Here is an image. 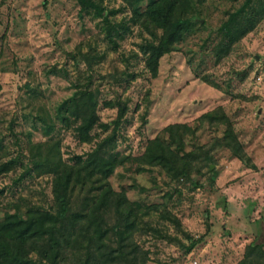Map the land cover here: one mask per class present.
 Segmentation results:
<instances>
[{"label":"rangeland","instance_id":"374dc122","mask_svg":"<svg viewBox=\"0 0 264 264\" xmlns=\"http://www.w3.org/2000/svg\"><path fill=\"white\" fill-rule=\"evenodd\" d=\"M149 1L131 7L124 0H103V5L117 11L114 21L127 22ZM240 1L194 0L199 23L161 57L154 76L139 49L151 34L138 25L128 23L111 43L99 19L81 12L74 0H0V163L16 160L0 177V218L31 204L53 206L51 174L28 171L38 143L53 142L61 158L72 162L111 132L119 103H126L113 149L119 155L140 156L148 141L172 124L190 127L186 151L206 150L219 141L225 123L217 119L211 124L202 115L220 109L257 169L218 145L210 150L213 173L201 161L200 173H192L190 180L170 181L159 167L141 170L127 161L109 181L116 190L125 188L129 200L158 204L179 221L177 227L159 210L140 212L134 236L147 251L146 264L242 260L264 222L258 218L264 216L263 204L256 211L250 196L256 188L264 189V15L227 48L218 29ZM86 54L92 56L91 67L82 56ZM86 87L99 90V121L110 124L107 130L95 128L88 143L80 142L72 124L66 127L58 114L65 101ZM41 149L47 152V147ZM148 225L158 232L145 229Z\"/></svg>","mask_w":264,"mask_h":264},{"label":"trees","instance_id":"16d2710c","mask_svg":"<svg viewBox=\"0 0 264 264\" xmlns=\"http://www.w3.org/2000/svg\"><path fill=\"white\" fill-rule=\"evenodd\" d=\"M74 1L81 12L91 13L99 19L105 38L111 43H116L114 37L120 34V29H127L128 23L150 33L151 38L142 42L139 49L145 57L146 67L154 76L161 57L174 51L176 44L189 35L192 25L199 23L193 8L194 0H151L144 11L133 12L127 22L114 21L117 11L104 7L103 0ZM124 1L131 7L138 2ZM263 15L264 0H241L237 8L227 12L218 29L221 40L228 41L226 46L229 48L230 43L240 40L252 30ZM217 47L223 48V44L219 42ZM82 56L91 67L92 56ZM1 88L0 81V91ZM99 93L95 88L79 89L59 108L62 123L66 127L72 124L80 142H91L94 137L92 132L97 127L103 130L110 128L109 123L99 121ZM126 111L127 104L119 103L111 132L95 142L86 153L73 156L72 162L64 161L51 141L34 146L30 159L33 167L28 171L51 174L54 204L48 208L31 204L23 211L18 208L15 213L2 215L0 264H146L147 251L142 249L134 236L142 219H138L140 212L143 210L145 215L148 211L159 210L164 219L172 221L177 227L180 224L167 208L161 210L158 204L142 205L131 201L125 188L116 190L112 187L109 177L127 161L144 170L159 167L170 181H186L190 180L192 173H200L201 161L205 162L210 173L215 172L210 167L211 163L215 164L210 150L220 145L247 167L256 169L234 133L232 124L220 109L202 115L211 124L217 119L225 123L219 141L206 150L193 148L186 151L185 134L191 130L190 127L172 124L148 141L140 156L119 155L113 149L116 147L119 121ZM43 147H47L46 153L42 152ZM15 164L13 158L1 162L0 177L9 173ZM210 178L214 181L215 176ZM145 229L158 232L151 225ZM237 264H264V243L255 239L250 241L245 246L243 259Z\"/></svg>","mask_w":264,"mask_h":264},{"label":"crops","instance_id":"0c3cea01","mask_svg":"<svg viewBox=\"0 0 264 264\" xmlns=\"http://www.w3.org/2000/svg\"><path fill=\"white\" fill-rule=\"evenodd\" d=\"M254 165L256 166V169H257V165L255 164V162H254ZM257 185H256V187H257ZM250 196H251V204L258 206V209H255V210L261 211V204H263V206H264V189H263V187L259 188V189L256 188L252 193L250 192ZM261 217L264 218L263 215L262 216L260 215V217H258V218H261ZM261 226L263 227V231H261V233L256 234L259 238L257 237V238H255V240L264 243V238H263L264 237V222L263 221L261 222Z\"/></svg>","mask_w":264,"mask_h":264}]
</instances>
